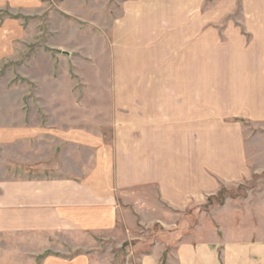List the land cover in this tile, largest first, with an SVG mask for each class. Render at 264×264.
Instances as JSON below:
<instances>
[{
    "label": "crops",
    "instance_id": "crops-1",
    "mask_svg": "<svg viewBox=\"0 0 264 264\" xmlns=\"http://www.w3.org/2000/svg\"><path fill=\"white\" fill-rule=\"evenodd\" d=\"M41 1L0 0V10ZM121 8L123 51L166 22V54L153 55L167 60L162 73L159 63L152 69V92L163 93L150 111L153 151H137V174H122L118 151L80 155L81 142L94 145L78 130L42 116L20 122L8 141H24L15 159L23 163L0 174V257L35 264L50 249L43 264H96L97 253L120 251L143 229V240L158 237L148 250L131 241L134 264H264V185L213 199L264 174V145L247 147L237 120L264 123V0H122ZM176 127L185 144L200 138L198 147L173 151Z\"/></svg>",
    "mask_w": 264,
    "mask_h": 264
},
{
    "label": "rangeland",
    "instance_id": "rangeland-1",
    "mask_svg": "<svg viewBox=\"0 0 264 264\" xmlns=\"http://www.w3.org/2000/svg\"><path fill=\"white\" fill-rule=\"evenodd\" d=\"M121 2L42 0L26 6L28 10L1 8V176L8 173V165L23 163L15 159L24 157V141H8L9 135H13L12 128L19 129L24 120L38 122L41 116L49 127L62 124L65 129L73 128L87 136L84 142L94 146L87 149L81 142L80 155L87 156L83 151H118V163L125 168L122 174H137V151H153L150 111L153 100L162 99L163 93L152 92V84L156 83L152 69L159 63L162 73L163 65L167 64L162 58L168 45L166 22H161L155 36L152 35L155 27L144 29L143 46L139 44L135 49L130 45L128 51H123L120 48L126 49L129 44L120 43L119 28L115 25L122 12ZM16 7L24 8L18 4ZM223 14L224 19L233 15L225 11ZM155 51L162 54L158 60L153 57ZM160 79L166 83L165 76ZM227 94L223 92V97ZM139 105L144 106V113L136 111ZM237 120L245 126L242 135L247 147L264 145V123L254 124L244 117ZM194 136L185 144L183 131L176 127L169 140L173 151L196 149L200 138ZM253 136L255 139H251ZM256 184L264 185V174L255 175L237 190L222 188L213 199L220 201L226 194H245ZM143 231L137 230L136 240L124 242L120 251L97 253L96 264H123V261L134 264L139 252H131V241L142 243L148 250L158 237L152 231L143 240L139 236ZM96 238L98 243L107 242L102 237ZM116 243L114 250L119 249ZM51 254L55 253L50 249L40 254L35 264H43ZM0 260L11 264L5 256Z\"/></svg>",
    "mask_w": 264,
    "mask_h": 264
}]
</instances>
